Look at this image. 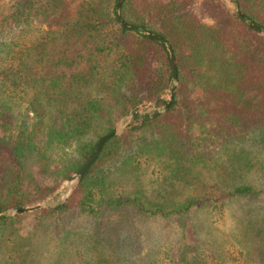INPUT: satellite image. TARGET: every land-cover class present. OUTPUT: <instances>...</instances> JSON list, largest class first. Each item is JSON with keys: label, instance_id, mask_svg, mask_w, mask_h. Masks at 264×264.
Returning a JSON list of instances; mask_svg holds the SVG:
<instances>
[{"label": "trees", "instance_id": "trees-1", "mask_svg": "<svg viewBox=\"0 0 264 264\" xmlns=\"http://www.w3.org/2000/svg\"><path fill=\"white\" fill-rule=\"evenodd\" d=\"M229 1L264 31V0ZM115 2L0 0V214L31 202L30 167L67 180L134 113L69 199L37 212L29 239L13 232L25 215L0 217V264H78L96 248L118 264H212L194 216L264 200V35L223 0H125L122 20L167 41L178 72L169 109L139 114L166 105L170 59L163 44L119 26ZM78 36L92 44L87 70L66 85L45 69ZM151 166L160 172L153 198L140 179ZM202 170L211 192L170 197L177 183L194 188ZM152 223L162 229L140 238Z\"/></svg>", "mask_w": 264, "mask_h": 264}, {"label": "rangeland", "instance_id": "rangeland-1", "mask_svg": "<svg viewBox=\"0 0 264 264\" xmlns=\"http://www.w3.org/2000/svg\"><path fill=\"white\" fill-rule=\"evenodd\" d=\"M223 1L227 9L235 12V5L233 3L229 0ZM91 48L92 44H90L84 36L74 37L65 45L58 48L54 53V58L56 60H61L63 63L56 67H47L45 71H50L55 75H62L65 79L64 83L66 84L69 82L70 76L87 70L85 60ZM121 119L115 124L114 129L119 127ZM86 137L92 138V132H89ZM93 141H96V138L93 139ZM73 149L74 147H71L67 150V153ZM145 169V174H142L140 179L143 184V189L150 198H153L155 197L154 195L160 194V187H158L155 181L158 179V173L160 172L157 168L153 169L152 166L148 168L145 167ZM30 172L29 180L24 184L23 188L26 190L28 200H31V202L29 203L28 201L22 208H8L5 212L14 209L31 208L45 202H56L62 199L66 189V181L69 178L67 180H60L54 179L48 175H41L36 166L30 167ZM200 173L198 177L199 181H197L198 184L195 185L194 188L177 183L174 188L168 190L170 197L182 199L188 196H194L198 193L211 192V188L214 186L212 178L209 176L208 172L204 170ZM260 184L264 185V180L261 181V183H257V185ZM76 185L72 187L65 201L69 199ZM48 187H51L53 192L44 200H39V196L42 195L44 189ZM45 208L46 207H43L32 212L20 214L25 215V217L20 223L15 224L13 229L15 236L29 239V233L32 232L36 223L35 219L37 212ZM16 216L19 215H11L10 217L14 218ZM263 218L264 200L262 199L231 203L226 206L225 209H222L220 213L209 214L207 212H199L194 216L195 236L200 245L207 251V255L210 256L212 254V264H264V241H259L260 237L264 238ZM259 220L261 222H259ZM254 222L255 224L253 225ZM152 225V230L141 228L140 232H142L143 235H141L142 237L140 236V238L149 240V238H151V231L158 232L159 229H162L159 223H152ZM152 238L155 237L152 236ZM98 251L99 249L96 248V252L93 255L90 254L89 258L86 257L84 260L81 259L76 263L118 264L110 251L105 250V254H103L104 257L98 256ZM27 264H29V262Z\"/></svg>", "mask_w": 264, "mask_h": 264}, {"label": "water", "instance_id": "water-1", "mask_svg": "<svg viewBox=\"0 0 264 264\" xmlns=\"http://www.w3.org/2000/svg\"><path fill=\"white\" fill-rule=\"evenodd\" d=\"M125 0H117L115 5H114V15H115V19L117 21V23L119 24V26H121L122 28L129 30V31H136V32H140L143 35L148 36L149 38H151L152 40H154L157 43L163 44V46L165 47L166 51L168 52L169 55V59H170V65H171V88L169 90V97L167 99V103L164 106H161L159 108H150L147 109L146 111H142L139 112V114H146V113H151L154 115L157 114H164L169 107L171 106L174 96H175V92L177 89V85H178V72H177V66H176V59H175V55L174 52L170 46V44L163 40V38L156 36L152 33H149L145 30H141V28L137 27V26H129L127 25L121 18V7L122 4ZM235 13L237 14V16L243 20L246 24H248L249 26L253 27L255 30H257L258 32H260L262 35H264V31L258 26L256 25L254 22H252L251 20H248L236 7H235ZM134 116V113H129L126 116H124L121 121H120V125L119 127L115 128L114 130H112L110 133H107L106 135L102 136L96 143L95 148L92 152V155L90 156V158L88 159V161L82 165L79 170L77 172H75L67 181H66V189L64 191L63 197L60 201H56V202H45L43 204H39L37 206L31 207V208H24V209H14L12 211L9 212H3L0 214L1 216H7L10 217L11 215H20V214H24L27 212H32L35 210H38L40 208L43 207H47L49 205H55L58 202L63 203L67 196L69 195V193L72 190V187L74 185H76L84 176V174L86 173V171L90 168V166L96 161V159L98 158L100 151L103 147V145L110 139L119 136L124 128L130 123L132 117Z\"/></svg>", "mask_w": 264, "mask_h": 264}]
</instances>
